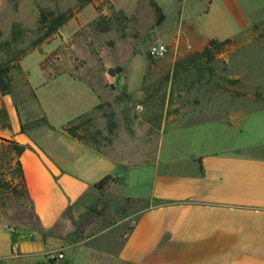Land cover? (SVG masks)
Here are the masks:
<instances>
[{
	"label": "rangeland",
	"instance_id": "obj_1",
	"mask_svg": "<svg viewBox=\"0 0 264 264\" xmlns=\"http://www.w3.org/2000/svg\"><path fill=\"white\" fill-rule=\"evenodd\" d=\"M198 1L0 0V67L6 70L0 105L13 98L27 127L69 121L89 145L125 149L128 160L134 157L127 167L132 180L120 195L133 191L140 163L190 164L194 155L262 142L264 29L228 40L211 59L190 62L197 52L187 47L194 45L192 30L202 34L224 19L232 22L228 14L206 16ZM61 14L68 18L57 26ZM156 43L168 45L169 53L155 56ZM119 66L123 72L111 76L108 70ZM6 115L0 109L2 120ZM18 160L0 142V223L35 229L32 203L18 195ZM104 190L68 213L69 240L112 223L131 226L141 206Z\"/></svg>",
	"mask_w": 264,
	"mask_h": 264
},
{
	"label": "crops",
	"instance_id": "obj_2",
	"mask_svg": "<svg viewBox=\"0 0 264 264\" xmlns=\"http://www.w3.org/2000/svg\"><path fill=\"white\" fill-rule=\"evenodd\" d=\"M202 3L206 16L228 14L232 22L224 19L202 34L192 30L194 45L187 47L196 51L211 40L264 29V0L195 5ZM2 99L7 115L0 118V137L26 147L19 159L38 227L0 223V264H264V140L194 155L190 164L140 163L133 191L120 195L132 180L127 167L134 157L128 160L125 149L106 151L75 138L63 129L69 121L27 127L14 99ZM119 174L127 182L115 179L104 191L141 206L131 226L112 223L69 240L68 213L98 200L95 185Z\"/></svg>",
	"mask_w": 264,
	"mask_h": 264
},
{
	"label": "trees",
	"instance_id": "obj_3",
	"mask_svg": "<svg viewBox=\"0 0 264 264\" xmlns=\"http://www.w3.org/2000/svg\"><path fill=\"white\" fill-rule=\"evenodd\" d=\"M92 1L93 0H79L81 5H83V6L91 3ZM156 6H157V10L162 11L160 6H158L157 4H156ZM67 18H68V16L66 17L65 14H61V16L55 20L56 25L57 26L62 25L67 20ZM45 21H46V19L44 17H42L41 23H45ZM227 41L228 40H225L224 42H219L218 40H211L208 42V44L201 51H197V52H194L193 54H189L187 59L190 62H194V61L204 59V58H210L211 59L213 57L214 53L220 50V46L223 43H226ZM108 72L111 76H116V75H119L123 72V68L121 66H119L115 69L110 68L108 70ZM5 74H6V70L4 68L0 67V82L3 81V77ZM76 129H77V126L72 127L70 125H68L64 128V130L67 131L69 134H71L73 137L78 138L79 140L87 143L82 137L78 136V134L76 133ZM0 142L4 143L5 145L13 147L19 157L23 154V152L26 149L25 146L20 145L18 142L8 140V139L2 138V137H0ZM17 165H18V171H19V174H20V177L22 180V188H23V191L18 195L20 197L26 196L32 203L20 159L17 161ZM115 181L116 180L113 176H107L104 179H102L99 183H97L95 185V188L97 190H104L105 188H107L110 184L114 183ZM0 184H1V182H0ZM15 192H17V189L15 190ZM32 211H33L34 215L36 216L34 209H33V204H32Z\"/></svg>",
	"mask_w": 264,
	"mask_h": 264
},
{
	"label": "built area",
	"instance_id": "obj_4",
	"mask_svg": "<svg viewBox=\"0 0 264 264\" xmlns=\"http://www.w3.org/2000/svg\"><path fill=\"white\" fill-rule=\"evenodd\" d=\"M169 51H170L169 46L163 43H156L152 48V52L155 56H164L168 54ZM60 257H62L61 254L58 256V258ZM54 258H57V257H54Z\"/></svg>",
	"mask_w": 264,
	"mask_h": 264
},
{
	"label": "water",
	"instance_id": "obj_5",
	"mask_svg": "<svg viewBox=\"0 0 264 264\" xmlns=\"http://www.w3.org/2000/svg\"><path fill=\"white\" fill-rule=\"evenodd\" d=\"M115 179L118 181V182H121V183H126L127 182V176L124 175V174H119L117 176H115Z\"/></svg>",
	"mask_w": 264,
	"mask_h": 264
}]
</instances>
